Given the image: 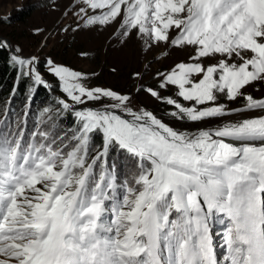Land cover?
<instances>
[{
    "label": "snow or ice",
    "instance_id": "1",
    "mask_svg": "<svg viewBox=\"0 0 264 264\" xmlns=\"http://www.w3.org/2000/svg\"><path fill=\"white\" fill-rule=\"evenodd\" d=\"M78 4L85 26L119 21L120 35L135 32L146 51L162 43L191 49L187 62L156 73L159 89H174V97L137 89L173 106L175 119L261 114L180 130L134 110L129 95L89 87L84 74L49 59L67 98L58 104L77 125L70 136L41 130L28 139L24 128L0 121V264H264V98L244 91L264 82V0ZM11 59L21 76L48 87L37 57ZM222 96L245 104L230 109ZM105 99L111 103L88 106ZM113 151L117 159L124 154L126 172L109 163ZM214 224L223 228V259Z\"/></svg>",
    "mask_w": 264,
    "mask_h": 264
},
{
    "label": "rangeland",
    "instance_id": "2",
    "mask_svg": "<svg viewBox=\"0 0 264 264\" xmlns=\"http://www.w3.org/2000/svg\"><path fill=\"white\" fill-rule=\"evenodd\" d=\"M79 6L78 0H55V4L53 0H0V37L8 39L15 53L19 48L21 51L17 54L22 58L35 56L43 60L44 72L58 84V79L48 71L49 59L84 74L89 87L108 88L129 95L130 106L134 110L144 108L151 111L163 122L180 130L195 131L198 127L214 129L261 114L259 110L245 111L199 124L175 119L169 114L175 110L173 106L137 89L150 87L157 89L161 96L174 97V89H159L160 81L156 73L167 72L175 63L187 62L191 49L170 48L162 43L146 51L144 41L135 32L127 38L120 35L119 21L104 26H85L84 20L76 15ZM19 14H23L20 20ZM172 36H175V32H172ZM165 52L167 56L163 55ZM137 72L141 73V78L134 76ZM41 76L46 79L45 75ZM59 91L67 99L60 85ZM244 91L256 99H262L264 82H255ZM181 102L189 106V102ZM107 103L111 101L89 102L88 106L100 108ZM219 103L234 109L242 108L245 101L243 98L230 101L222 96ZM212 233L217 256L223 259L226 249L222 226H215Z\"/></svg>",
    "mask_w": 264,
    "mask_h": 264
},
{
    "label": "trees",
    "instance_id": "3",
    "mask_svg": "<svg viewBox=\"0 0 264 264\" xmlns=\"http://www.w3.org/2000/svg\"><path fill=\"white\" fill-rule=\"evenodd\" d=\"M18 16L19 20L23 18V14ZM0 42L3 41L0 39ZM11 57L8 48H0V121L10 125L13 131L18 126L24 128L28 139L31 138L28 134L41 130L52 136H70L77 120L72 111H66L58 104V100L64 98L58 82L44 72V61L38 60L36 67L40 74L46 76L49 87L36 85L30 78L21 76L19 66L14 64ZM45 109L48 111L45 112ZM95 144L101 145L102 138L97 136ZM117 156V152L113 151L109 163L116 160L118 169L124 173L127 171L123 167L127 163L124 154L120 153L118 159Z\"/></svg>",
    "mask_w": 264,
    "mask_h": 264
},
{
    "label": "water",
    "instance_id": "4",
    "mask_svg": "<svg viewBox=\"0 0 264 264\" xmlns=\"http://www.w3.org/2000/svg\"><path fill=\"white\" fill-rule=\"evenodd\" d=\"M3 41H6L7 42V44L9 45V41H8V39H6V38H3V37H0ZM9 52L11 53V55H14V54H16V55H19V54H17V53H15L14 52V50L10 47V45H9ZM21 56V55H20ZM22 57V56H21ZM43 78V80H45V81H47L44 77H42ZM48 85V84H47ZM49 87V86H48Z\"/></svg>",
    "mask_w": 264,
    "mask_h": 264
}]
</instances>
